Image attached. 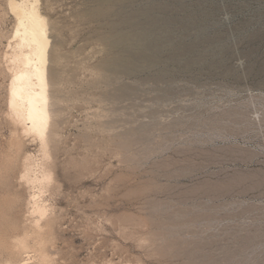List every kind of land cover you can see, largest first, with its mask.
Instances as JSON below:
<instances>
[{
    "label": "rangeland",
    "instance_id": "374dc122",
    "mask_svg": "<svg viewBox=\"0 0 264 264\" xmlns=\"http://www.w3.org/2000/svg\"><path fill=\"white\" fill-rule=\"evenodd\" d=\"M30 3L49 128L10 113L0 0V264H264V0Z\"/></svg>",
    "mask_w": 264,
    "mask_h": 264
},
{
    "label": "bare ground",
    "instance_id": "6f19581e",
    "mask_svg": "<svg viewBox=\"0 0 264 264\" xmlns=\"http://www.w3.org/2000/svg\"><path fill=\"white\" fill-rule=\"evenodd\" d=\"M96 1L99 2V4H102L103 6H105L107 8L106 10H103V11H105V16H107V15L109 16L110 14H113L114 12L115 13L117 12V11H115V9H117L120 6V4L122 3L123 0H96ZM33 5L34 4L30 3V0H20V1L19 0H9V8L11 9V11L15 14V16L17 18V23H16V26H17L16 28L17 29L14 31L15 32L14 33L15 34L14 37L16 38L17 43H15V46H14L13 51H12L11 58L9 57L10 59H12V61H11V65H12L11 68L12 69H10V70H12V74H11V80L9 82L10 83V86H9L10 88H9L8 104H9L10 113L14 116L15 120L17 121L16 123H18L22 127V129L24 131L32 132V133L36 134L37 136L43 138V136L45 134V131H46V128H47V125H48V119L50 117L49 116V112H48L49 107H47L48 106L47 105V102H48L47 96H48L49 92L47 91L48 87H47V84H46V80H48V78H47L48 75L46 73V68H47L46 67V65H47L46 63H48V61L46 59L47 58L46 55H47L48 44H49L50 40L48 38L47 24L44 21V19L38 14L37 10L35 9V6H33ZM122 40H123V38L122 39L119 38V41H121V43H123ZM125 41H126V39H125ZM135 42H137V41H135ZM134 44H136V43H134ZM9 45H10V43H9ZM131 45H133V44H131ZM135 46L132 47V48L135 49L136 48ZM10 47H12V46H10ZM138 52H139V50H138ZM128 61L129 60H127V62ZM123 65H124V63L120 61L119 63H116L114 68H116V67H120L121 68V67H123ZM125 65L126 66H131L128 63H126ZM128 68H130V67H128ZM107 76H109V75H107ZM9 118H12V116L9 117ZM11 139H12V137H11ZM16 156H18V155H16ZM9 161L11 162V160H9ZM22 161H23V159H22ZM7 164H9V162ZM3 170H4V168H3ZM256 176H258V175H256ZM255 179H257V178H255ZM254 184H256V183H254ZM261 188H262V186H261ZM29 229H31V228H29ZM260 232H262V231H260ZM27 235L28 234H26V236ZM20 240H18V242L21 245L18 244L19 247L17 245V248H19V249H20V247L23 246L24 241H25V240H22V239H20ZM257 240H259V239H257ZM15 243H13V244H15ZM25 244H26V242H25ZM19 249L17 251L19 252V254H21ZM12 250H13V248H12ZM13 252H14V250H13ZM200 252H198V253H200ZM24 253H26V252H24ZM14 254H15V252H14ZM17 254L18 253H16V255ZM227 254H228V252H227ZM21 256L22 255H20L19 257L21 258ZM24 258L22 257L19 262H25Z\"/></svg>",
    "mask_w": 264,
    "mask_h": 264
}]
</instances>
